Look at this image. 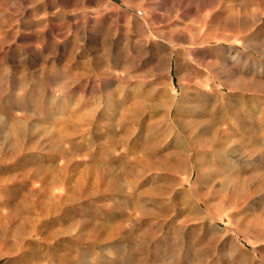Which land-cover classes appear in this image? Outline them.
Instances as JSON below:
<instances>
[{"label": "rangeland", "instance_id": "1", "mask_svg": "<svg viewBox=\"0 0 264 264\" xmlns=\"http://www.w3.org/2000/svg\"><path fill=\"white\" fill-rule=\"evenodd\" d=\"M0 264H264V0H0Z\"/></svg>", "mask_w": 264, "mask_h": 264}, {"label": "bare ground", "instance_id": "2", "mask_svg": "<svg viewBox=\"0 0 264 264\" xmlns=\"http://www.w3.org/2000/svg\"><path fill=\"white\" fill-rule=\"evenodd\" d=\"M182 133V132H181ZM181 141V140H180ZM183 142V141H182ZM188 144V143H187ZM179 146H181L180 144H179ZM182 147V146H181Z\"/></svg>", "mask_w": 264, "mask_h": 264}]
</instances>
